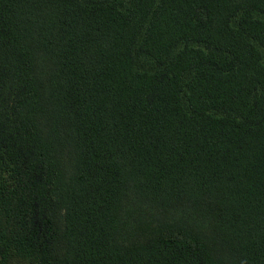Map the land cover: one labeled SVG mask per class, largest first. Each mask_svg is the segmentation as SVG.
I'll return each mask as SVG.
<instances>
[{
  "label": "trees",
  "instance_id": "1",
  "mask_svg": "<svg viewBox=\"0 0 264 264\" xmlns=\"http://www.w3.org/2000/svg\"><path fill=\"white\" fill-rule=\"evenodd\" d=\"M0 264H264V0H0Z\"/></svg>",
  "mask_w": 264,
  "mask_h": 264
}]
</instances>
